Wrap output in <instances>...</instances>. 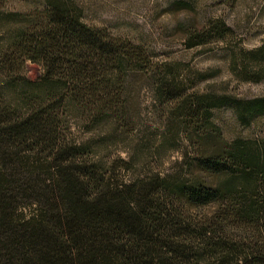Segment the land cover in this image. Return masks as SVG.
I'll return each mask as SVG.
<instances>
[{
	"label": "trees",
	"instance_id": "trees-1",
	"mask_svg": "<svg viewBox=\"0 0 264 264\" xmlns=\"http://www.w3.org/2000/svg\"><path fill=\"white\" fill-rule=\"evenodd\" d=\"M233 36L214 22L188 46ZM242 63V81L264 82V43ZM137 84L187 147L175 173L126 182L131 163L105 153L136 132ZM180 84L144 46L88 25L76 0H0V264H264V143L227 140L213 111L228 99ZM236 107L244 124L264 117V98Z\"/></svg>",
	"mask_w": 264,
	"mask_h": 264
},
{
	"label": "rangeland",
	"instance_id": "rangeland-1",
	"mask_svg": "<svg viewBox=\"0 0 264 264\" xmlns=\"http://www.w3.org/2000/svg\"><path fill=\"white\" fill-rule=\"evenodd\" d=\"M84 21L106 28L118 37L144 46L157 64L174 70L185 94L226 97L227 104L213 111L215 123L227 140L247 139L264 143V117L251 124L239 119L238 102L264 98V82L241 79L243 60L264 43V0H76ZM39 2L14 1L9 10L28 13ZM223 22L234 36L189 48V38L204 32L210 23ZM26 73L36 81L42 68L27 64ZM137 129L131 140L112 146L105 153L130 162L132 170L119 169L120 179L169 175L178 170L187 143L179 137L180 126L172 124L169 108L157 99L152 84L133 88ZM79 137H84L81 133Z\"/></svg>",
	"mask_w": 264,
	"mask_h": 264
}]
</instances>
